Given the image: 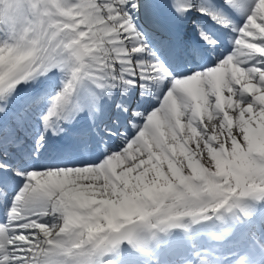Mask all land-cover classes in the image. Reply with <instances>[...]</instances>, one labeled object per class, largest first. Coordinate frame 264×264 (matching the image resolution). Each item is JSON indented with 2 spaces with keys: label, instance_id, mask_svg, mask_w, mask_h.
I'll list each match as a JSON object with an SVG mask.
<instances>
[{
  "label": "snow or ice",
  "instance_id": "snow-or-ice-1",
  "mask_svg": "<svg viewBox=\"0 0 264 264\" xmlns=\"http://www.w3.org/2000/svg\"><path fill=\"white\" fill-rule=\"evenodd\" d=\"M0 264H264V0H0Z\"/></svg>",
  "mask_w": 264,
  "mask_h": 264
}]
</instances>
